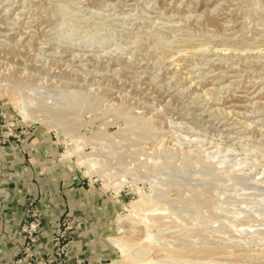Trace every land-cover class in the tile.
I'll use <instances>...</instances> for the list:
<instances>
[{
    "label": "rangeland",
    "instance_id": "1",
    "mask_svg": "<svg viewBox=\"0 0 264 264\" xmlns=\"http://www.w3.org/2000/svg\"><path fill=\"white\" fill-rule=\"evenodd\" d=\"M0 182V264H264V0H0Z\"/></svg>",
    "mask_w": 264,
    "mask_h": 264
},
{
    "label": "crops",
    "instance_id": "2",
    "mask_svg": "<svg viewBox=\"0 0 264 264\" xmlns=\"http://www.w3.org/2000/svg\"><path fill=\"white\" fill-rule=\"evenodd\" d=\"M1 183V182H0ZM61 188L62 191H59L58 194H56V189ZM30 189V188H29ZM50 192L55 191V195H51L48 199L45 197L41 199V201L44 203L45 206V211L46 213H49L52 215L53 213H63L65 210H67V214L72 215V217H77L78 219L75 218L76 220H81L83 222H87L89 217L92 215L88 212L81 211L78 213L76 210L77 208H89L88 200L86 197H78L77 199L75 196H72L73 199L70 201V194L72 192L70 190H67V187L59 186V182H48V188ZM65 190V191H64ZM19 191V185H16V183H11V187H8L5 184H0V258L5 257V252L7 249L10 251L13 249L14 244H10V241L12 240L11 237H9L8 241H6V237L8 236V233L13 232L14 229V223L16 221V218L18 216V211L17 205L19 204V197L16 196ZM76 191V190H75ZM49 193V192H48ZM70 193V194H69ZM75 194V193H74ZM82 195V192H81ZM53 197V198H51ZM80 199V200H79ZM70 205H73V209H71ZM91 206V205H90ZM78 213V214H75ZM75 215V216H73ZM4 253V254H3Z\"/></svg>",
    "mask_w": 264,
    "mask_h": 264
},
{
    "label": "built area",
    "instance_id": "3",
    "mask_svg": "<svg viewBox=\"0 0 264 264\" xmlns=\"http://www.w3.org/2000/svg\"><path fill=\"white\" fill-rule=\"evenodd\" d=\"M23 216H24V224H22L21 229L19 231V234H18V236H15V238H16V240H18L19 243L20 242L23 243L24 240L21 239L22 237H23V239H29L30 242H36L38 239L37 234H36L38 232L37 227H38L39 223H41V221H39V219L42 218V215L39 212H37V213L31 212L30 214H28L27 212H24ZM27 218H31L30 222H28V223H27ZM62 233H64V232H62ZM33 234H34V237H33ZM58 236L54 239L55 242H54V244H52L53 246H57V244H59V242H60V239L62 241L66 238L64 236V234H62L59 237ZM56 250H57V248H56ZM61 254H64V256H65V255H67V252H65V253L62 251L56 252V255L58 257H60ZM75 263L76 264H82L83 260L77 259Z\"/></svg>",
    "mask_w": 264,
    "mask_h": 264
},
{
    "label": "bare ground",
    "instance_id": "4",
    "mask_svg": "<svg viewBox=\"0 0 264 264\" xmlns=\"http://www.w3.org/2000/svg\"><path fill=\"white\" fill-rule=\"evenodd\" d=\"M122 239H116L115 244L120 248L122 246Z\"/></svg>",
    "mask_w": 264,
    "mask_h": 264
}]
</instances>
